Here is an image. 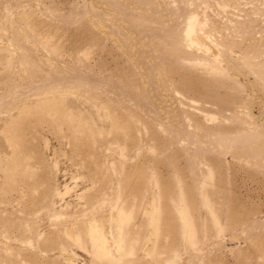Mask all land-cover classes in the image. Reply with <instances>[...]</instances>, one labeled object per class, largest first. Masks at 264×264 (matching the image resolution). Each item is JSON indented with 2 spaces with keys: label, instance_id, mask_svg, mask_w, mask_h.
<instances>
[{
  "label": "rangeland",
  "instance_id": "rangeland-1",
  "mask_svg": "<svg viewBox=\"0 0 264 264\" xmlns=\"http://www.w3.org/2000/svg\"><path fill=\"white\" fill-rule=\"evenodd\" d=\"M16 158L31 173L4 184ZM0 264H264V0H0Z\"/></svg>",
  "mask_w": 264,
  "mask_h": 264
},
{
  "label": "bare ground",
  "instance_id": "bare-ground-1",
  "mask_svg": "<svg viewBox=\"0 0 264 264\" xmlns=\"http://www.w3.org/2000/svg\"><path fill=\"white\" fill-rule=\"evenodd\" d=\"M49 109H51L52 112L56 113L57 111V107H55L54 105H50ZM24 123H26L25 119H21L19 120L18 118L12 117L7 125H6V132L7 135L11 138V139H16V137H19L20 132L22 131L21 129L23 128ZM89 153V152H87ZM90 154V153H89ZM96 154V153H95ZM89 156V160L84 162L85 166H87L88 169V180L94 185V192L92 194H90L89 196V200L92 202L94 200H96L98 194L100 193V191L103 189V187L106 184H101V178L98 175V170L96 168V166L94 164H96V159L97 156H94L92 159ZM16 158L15 160H12L11 162L8 163V165L6 166V170H5V183L4 184H20L22 182L23 177L29 175L31 172H27L28 168L31 166L29 165H24V162L20 159ZM28 164V163H27ZM27 166V168H26ZM130 177L128 178L127 174H125L124 179L122 180L123 184H120L119 186L125 190V193L131 198V199H135L137 196H139V194H141L142 188L144 184H140V186H133L131 188L130 185ZM101 182V183H100ZM149 185H150V198L147 201V203L145 204L144 208H147V205H149L148 207V211L146 212V215L149 219V234L148 237L146 238L147 242H152V237L156 238L157 236L159 237L160 235V227H159V211H158V205H160V203H158L159 198L164 197L165 195V191H164V184H159L156 182H153V179L149 181ZM159 188V191L157 193V190ZM155 190V191H154ZM124 192V191H123ZM153 192V193H152ZM125 193H123L122 195H124ZM180 218L182 220L183 223V227L184 230L186 232V234L188 235V238L193 237L192 231L189 227L188 224V217H187V213L184 209V207L182 206L180 208ZM118 219H120V223L117 227V235L113 236L114 239V245L118 248L119 251V259H123V257H127L133 254V249H129L128 252H126L125 248V242L127 240L128 237V233L126 234L125 231L127 230L125 228L124 223L128 222L132 219L130 214H125L123 213V211L121 210V212H119L118 215ZM99 222L98 221H94L90 224V229H89V233L88 236L90 235V239H91V243H92V248L94 253H96L97 256L104 258L106 256H111L112 250H111V246L108 245V238L104 232V229L99 226ZM71 236H73L71 234ZM152 236V237H151ZM81 237L80 236H76V243L77 244H81L80 240ZM59 243V242H58ZM58 243L56 245H58ZM154 243V241H153ZM131 247H133L132 245H130ZM51 248V246L47 249L46 247H42L41 249L44 252H47L49 249ZM130 248V247H128ZM154 250V246H152L151 248L149 247L147 252L149 254H151V252Z\"/></svg>",
  "mask_w": 264,
  "mask_h": 264
}]
</instances>
